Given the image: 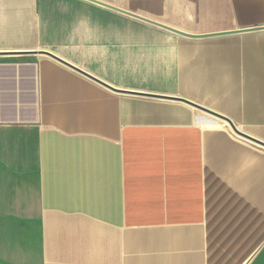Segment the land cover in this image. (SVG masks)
I'll list each match as a JSON object with an SVG mask.
<instances>
[{"label":"crops","instance_id":"1","mask_svg":"<svg viewBox=\"0 0 264 264\" xmlns=\"http://www.w3.org/2000/svg\"><path fill=\"white\" fill-rule=\"evenodd\" d=\"M263 26L264 0H0V264H264V145L46 54L264 142Z\"/></svg>","mask_w":264,"mask_h":264},{"label":"water","instance_id":"2","mask_svg":"<svg viewBox=\"0 0 264 264\" xmlns=\"http://www.w3.org/2000/svg\"><path fill=\"white\" fill-rule=\"evenodd\" d=\"M122 11H124V10H122ZM128 13H129V12H128ZM130 14L133 15V16L139 17V18H141V19L147 20V21H149V22H152V23H154V24H156V25H159V26H161V27H163V28H166V29L171 30V31H173V32H176V33H178V34L185 35V36H195V35H192V34H188V33H186V32H183V31H181V30H178V29H176V28H172V27L167 26V25H165V24H162V23H160V22H156V21L150 20V19H148V18H144V17H142V16H139L138 14H133V13H130ZM258 28H264V26H263V27H258ZM255 29H257V28H255ZM208 35H213V34H208ZM46 54L49 55V56H51V57H53V58H55V59H57V60H59L60 62L64 63L65 65H67V66H69V67H71V68H73V69H75V70L81 72L82 74H84V75H86V76L92 78L93 80H95V81H97V82H99V83L105 85L106 87H108L109 89H111V90H113V91L123 92V93H124V92H125V93H133V94H138V95H146V96H150V97H159V98H164V99H174V100H180V101L186 102V103H188V104H191V105H193V106H195V107H197V108H199V109H201V110H203V111H205V112H207V113H210V114H212V115H214V116H217V117H220V118H222V119L227 120V121L230 123V125L232 126L233 130H234L237 134H239V135H241V136H243V137H245V138H247V139H250V140H252V141H254V142H257V143H259V144H261V145H264V142H262V141H260V140H258V139H256V138H254V137H252V136H250V135H248V134H246V133L240 131V130L235 126V124L232 122V120H231L230 118H228V117H226V116H223V115H221V114H219V113H217V112H215V111H213V110H210V109H208V108H205V107H203V106H201V105H199V104H197V103H195V102H192V101H190V100H187L186 98H183V97H172V96H161V95H157V94H146V93H138V92H131V91H126V90H121V89H118V88H116V87H114V86H112V85H110V84H107V83L103 82V81L100 80L99 78H97V77L91 75L90 73L86 72L85 70H83V69H81V68H78V67L74 66V65L71 64L70 62H68V61H66V60H63L62 58L56 56L55 54H52V53H49V52H46Z\"/></svg>","mask_w":264,"mask_h":264},{"label":"bare ground","instance_id":"3","mask_svg":"<svg viewBox=\"0 0 264 264\" xmlns=\"http://www.w3.org/2000/svg\"><path fill=\"white\" fill-rule=\"evenodd\" d=\"M205 115L208 116V117H210V118H212V119H218V117H216V116H214V115H211V114H206V113H205Z\"/></svg>","mask_w":264,"mask_h":264},{"label":"rangeland","instance_id":"4","mask_svg":"<svg viewBox=\"0 0 264 264\" xmlns=\"http://www.w3.org/2000/svg\"><path fill=\"white\" fill-rule=\"evenodd\" d=\"M205 114V113H204Z\"/></svg>","mask_w":264,"mask_h":264}]
</instances>
